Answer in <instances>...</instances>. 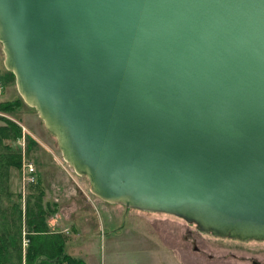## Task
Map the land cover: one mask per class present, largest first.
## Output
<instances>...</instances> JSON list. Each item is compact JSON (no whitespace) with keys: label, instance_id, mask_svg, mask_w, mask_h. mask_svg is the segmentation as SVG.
Wrapping results in <instances>:
<instances>
[{"label":"water","instance_id":"water-1","mask_svg":"<svg viewBox=\"0 0 264 264\" xmlns=\"http://www.w3.org/2000/svg\"><path fill=\"white\" fill-rule=\"evenodd\" d=\"M0 42L96 196L264 240V0H0Z\"/></svg>","mask_w":264,"mask_h":264},{"label":"rangeland","instance_id":"rangeland-1","mask_svg":"<svg viewBox=\"0 0 264 264\" xmlns=\"http://www.w3.org/2000/svg\"><path fill=\"white\" fill-rule=\"evenodd\" d=\"M13 125L19 128L18 136L11 131L0 141V153L20 160L17 167L6 159L0 168V243L8 237L7 263L17 262L21 212V264H26L24 213L30 205L44 208L49 230L67 237L64 253L85 264H207L205 256L193 254L182 239L184 219L107 202L91 191L88 178L64 159L56 138L19 93L14 74L4 65L0 42V126ZM29 163L35 169L34 182L29 180ZM254 244L264 249V241ZM243 262L251 264L248 258ZM34 264H41L40 259Z\"/></svg>","mask_w":264,"mask_h":264},{"label":"trees","instance_id":"trees-1","mask_svg":"<svg viewBox=\"0 0 264 264\" xmlns=\"http://www.w3.org/2000/svg\"><path fill=\"white\" fill-rule=\"evenodd\" d=\"M13 131L14 136L17 137L19 128L15 125L6 127L0 126V141L9 138L10 132ZM0 153V168H3L8 163L20 166L18 161H15L14 157ZM7 159V164L5 163ZM5 160V161H4ZM12 160V162L10 161ZM5 163V164H2ZM30 206V205H29ZM28 210H25V226H26V238L28 244L25 250L26 264H34V262L40 259L41 264H85L82 260H77L68 253H64V242L66 241V235L62 233H52L46 223V217L44 208L38 206L37 209H33L32 206ZM19 225L17 228V262L7 263L9 256L7 254L8 237L3 236L0 243V264H21L22 261V249H21V212L18 216ZM13 243V242H12Z\"/></svg>","mask_w":264,"mask_h":264},{"label":"flooded vegetation","instance_id":"flooded-vegetation-1","mask_svg":"<svg viewBox=\"0 0 264 264\" xmlns=\"http://www.w3.org/2000/svg\"><path fill=\"white\" fill-rule=\"evenodd\" d=\"M185 224L182 239L190 245L193 254H203L207 264H236V262L244 264L243 261L247 258L251 260V264H264V251H262L264 249L254 244L264 240H241L216 236L198 230L192 223ZM176 249L178 251V248Z\"/></svg>","mask_w":264,"mask_h":264},{"label":"built area","instance_id":"built-area-1","mask_svg":"<svg viewBox=\"0 0 264 264\" xmlns=\"http://www.w3.org/2000/svg\"><path fill=\"white\" fill-rule=\"evenodd\" d=\"M27 168H28L29 180L31 182H34L35 181V169H34L32 163H29V165L27 166Z\"/></svg>","mask_w":264,"mask_h":264},{"label":"bare ground","instance_id":"bare-ground-1","mask_svg":"<svg viewBox=\"0 0 264 264\" xmlns=\"http://www.w3.org/2000/svg\"><path fill=\"white\" fill-rule=\"evenodd\" d=\"M165 229H168V230L171 232V228H170V226H166Z\"/></svg>","mask_w":264,"mask_h":264},{"label":"crops","instance_id":"crops-1","mask_svg":"<svg viewBox=\"0 0 264 264\" xmlns=\"http://www.w3.org/2000/svg\"><path fill=\"white\" fill-rule=\"evenodd\" d=\"M71 256H73L74 258H77L76 255L75 256L74 255H71Z\"/></svg>","mask_w":264,"mask_h":264}]
</instances>
